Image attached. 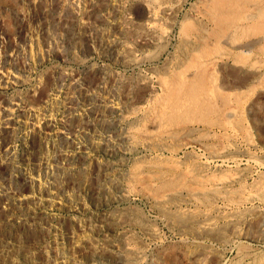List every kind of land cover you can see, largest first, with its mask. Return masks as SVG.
<instances>
[{
  "label": "rangeland",
  "instance_id": "374dc122",
  "mask_svg": "<svg viewBox=\"0 0 264 264\" xmlns=\"http://www.w3.org/2000/svg\"><path fill=\"white\" fill-rule=\"evenodd\" d=\"M262 5L0 0L5 259L264 264Z\"/></svg>",
  "mask_w": 264,
  "mask_h": 264
},
{
  "label": "bare ground",
  "instance_id": "6f19581e",
  "mask_svg": "<svg viewBox=\"0 0 264 264\" xmlns=\"http://www.w3.org/2000/svg\"><path fill=\"white\" fill-rule=\"evenodd\" d=\"M154 1H157V0H151V2H154ZM141 2V1H140ZM132 3V2H131ZM146 3V2H145ZM149 4V3H148ZM156 4V3H155ZM150 6H153V5H151L150 4ZM177 6V5H176ZM176 6H174V7H176ZM173 7V6H172ZM247 7V6H246ZM135 8V7H134ZM133 8V9H134ZM178 8H179V5H178ZM241 8H243V7H240V6H238V5H233L232 6V8L231 7H229V9H225V10H219L218 8H215L214 9V17H212L211 18V20H213V23L214 24H216L217 25V27H218V25H224V24H227V23H230L228 26L230 27H234L235 26V22H233V19H232V21L231 20H224V19H222V18H219L220 16H216V15H224L223 13H227L230 17H232L231 15L232 14H234V12H236V13H239L240 14V12L241 11H239ZM155 9V8H154ZM174 10V9H173ZM156 11V10H155ZM224 11V12H223ZM157 12V11H156ZM165 12H166V10H165ZM161 13V12H160ZM168 13V12H167ZM169 13H170V11H169ZM173 13V12H172ZM174 15H176L175 13H173ZM238 14V15H239ZM251 15V14H250ZM252 17H263L264 18V5H262V6H260V8H259V11H258V13H256V14H253L252 15ZM233 18V17H232ZM251 20V19H250ZM217 27H214L213 28V30L210 32V30H208V27L207 28H205L204 30V33H206L207 35H204V37L207 39V38H209V37H211V36H213V37H215L216 38V41H217V43H219V42H221V35H220V33H217L216 32V29H217ZM140 34V33H139ZM203 37V38H204ZM227 37V36H226ZM263 38V37H262ZM261 38V39H262ZM194 40V39H193ZM203 40H205V39H203ZM226 40V39H225ZM143 41V40H142ZM224 41V40H223ZM221 42V43H224V42ZM220 43V44H221ZM240 46V45H239ZM238 46V47H239ZM246 46V45H245ZM131 48V47H130ZM221 48H222V46H220L219 44H216V46H215V50H217V51H220L221 50ZM132 50V49H131ZM224 50V49H223ZM207 52H209V49L208 48H204V52H202V51H200L199 53H198V55H197V60L200 62V67H201V71H200V75H199V77L201 78V80L202 81H205L206 80V78H207V73H206V65H205V63L203 62V57H205V55L206 56H208L207 54ZM222 55V54H221ZM218 56V57H223V56ZM190 58V57H189ZM188 58V59H189ZM219 58V59H220ZM142 60V59H141ZM210 61V60H209ZM138 64V63H137ZM141 65V64H140ZM224 67V66H223ZM232 70V69H231ZM234 70V69H233ZM256 70V69H255ZM209 72V71H208ZM208 77H209V74H208ZM256 78V77H255ZM220 85V84H219ZM222 85V84H221ZM219 87V86H218ZM210 92V91H209ZM207 94V93H206ZM211 95V94H210ZM219 95V94H218ZM193 99H194V103L192 104V107L191 108H193V109H195V108H198V106H197V103H198V101L200 100L197 96H194L193 97ZM197 99V101L195 102V100ZM191 100V99H190ZM195 107V108H194ZM234 107V106H233ZM236 110V109H235ZM235 110H230L227 114H228V118L229 119H233V118H235V116H236V111ZM144 113V112H143ZM224 116V115H223ZM224 118V117H223ZM226 119V118H225ZM225 121V120H224ZM230 121V120H229ZM227 124V123H226ZM230 126V125H229ZM234 131V130H233ZM191 133H193V132H191ZM228 136V135H227ZM199 142V141H198ZM206 146V145H205ZM208 153V152H207ZM173 164H175V163H173ZM148 171V170H147ZM214 177V176H213ZM216 178V177H215ZM214 178V179H215ZM234 178V177H233ZM213 179V180H214ZM128 184V183H127ZM217 184V183H216ZM224 190V189H223ZM221 191V190H220ZM12 192V191H11ZM129 194V193H128ZM178 194V193H177ZM20 195V194H19ZM1 199V198H0ZM158 202V201H157ZM1 203H2V201H0V226L1 227H3L2 225H4L5 227H8V226H11L12 224H14L13 222H11L13 219H9V214H8V211H5V210H2L1 208H2V206H1ZM11 205H12V208L14 207L15 208V206H16V203L15 202H11L10 203ZM9 204V205H10ZM167 205V204H166ZM6 208V207H5ZM7 210V209H6ZM238 210H240V209H238ZM206 213V212H205ZM264 213V212H263ZM229 214V213H228ZM195 216V215H194ZM184 220H186V219H184ZM182 221V220H181ZM236 223V222H235ZM209 228H211V229H213L214 228V225H211V226H209ZM1 230V229H0ZM208 231V230H207ZM218 232V231H217ZM2 239V238H1ZM130 241V240H129ZM6 250V249H5ZM9 250V249H8ZM11 254V253H10ZM120 255V254H119ZM8 256V254L5 252V251H3V249H0V260L1 261H4L6 264H12L10 261H8V259H5V257H7ZM10 258V257H9ZM12 259V258H11ZM4 263V264H5ZM15 263V262H14Z\"/></svg>",
  "mask_w": 264,
  "mask_h": 264
},
{
  "label": "built area",
  "instance_id": "2783aa9c",
  "mask_svg": "<svg viewBox=\"0 0 264 264\" xmlns=\"http://www.w3.org/2000/svg\"><path fill=\"white\" fill-rule=\"evenodd\" d=\"M30 181H31V182H34V181H35V179H33L32 177H30Z\"/></svg>",
  "mask_w": 264,
  "mask_h": 264
}]
</instances>
